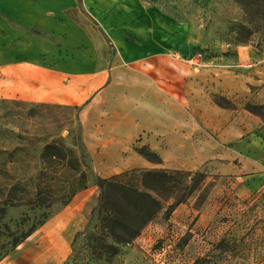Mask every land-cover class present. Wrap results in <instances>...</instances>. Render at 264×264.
<instances>
[{"label":"rangeland","instance_id":"374dc122","mask_svg":"<svg viewBox=\"0 0 264 264\" xmlns=\"http://www.w3.org/2000/svg\"><path fill=\"white\" fill-rule=\"evenodd\" d=\"M145 1L180 27L167 28L177 38L168 55L180 54L185 72L170 64L169 95L153 91L156 105L167 101L156 119L163 113L170 129L135 145L163 162L143 157L121 170L115 161L114 175L141 169L123 181L150 192L161 210L131 242H115L96 210V177L114 175L95 168L107 162L84 158L94 176L69 203L63 196L75 190L83 153L76 110L0 100V253L9 261L33 251L36 264H264V0ZM53 140L52 181L43 154ZM52 192L59 199L39 206ZM76 199L89 206L72 232L54 218Z\"/></svg>","mask_w":264,"mask_h":264},{"label":"crops","instance_id":"0c3cea01","mask_svg":"<svg viewBox=\"0 0 264 264\" xmlns=\"http://www.w3.org/2000/svg\"><path fill=\"white\" fill-rule=\"evenodd\" d=\"M167 28L180 32L145 0H0V100L75 109L88 157L107 162L97 174L118 173L115 161L121 170L144 165L138 139L170 129L163 113L156 119L167 101L156 105L154 88L169 95L170 64L185 72L180 54L168 55L177 38L168 39ZM78 201L54 223L72 232L84 225L89 205ZM25 259L0 264L37 263L33 251Z\"/></svg>","mask_w":264,"mask_h":264},{"label":"trees","instance_id":"16d2710c","mask_svg":"<svg viewBox=\"0 0 264 264\" xmlns=\"http://www.w3.org/2000/svg\"><path fill=\"white\" fill-rule=\"evenodd\" d=\"M57 141L53 140L48 143L44 148L43 159H45L50 169L52 178L56 179V171L51 167L53 166L54 160L51 159L58 147ZM80 143L83 149L82 157L77 159L76 164L73 166L77 176L73 179L75 183V190L70 192L69 195H63L69 203L70 199L74 197L78 192L84 190L89 183L90 177L94 176L90 169V165L85 161L88 158V153L80 135ZM134 150L142 157H145L154 164L162 163L161 155L154 152L149 146H143L139 148L134 147ZM85 158V159H84ZM141 169L133 168L129 171L124 172L120 175H114L112 178L96 177V185L101 189L99 206L96 209L101 215V219L104 222V226L107 229V233L119 243H129L132 239L138 236L140 231L151 221L154 216L161 210V203L156 199L150 192L144 191L137 185L128 184L124 182L130 173H135ZM54 179V180H55ZM49 189L51 186L48 187ZM49 196L48 204L40 202L39 206H52L54 201L59 199L56 193L52 192ZM113 197L115 202L118 203V207L111 209L109 207V199ZM109 245V244H108ZM108 248L114 249L113 256L117 255L118 249L113 246ZM5 256L0 253V261Z\"/></svg>","mask_w":264,"mask_h":264}]
</instances>
